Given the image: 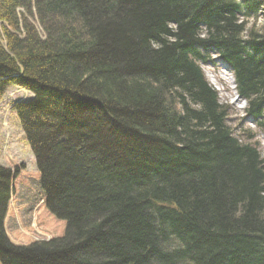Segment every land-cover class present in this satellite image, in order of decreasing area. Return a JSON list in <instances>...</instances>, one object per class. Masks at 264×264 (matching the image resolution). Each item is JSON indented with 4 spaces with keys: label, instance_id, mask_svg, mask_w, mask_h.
Instances as JSON below:
<instances>
[{
    "label": "trees",
    "instance_id": "16d2710c",
    "mask_svg": "<svg viewBox=\"0 0 264 264\" xmlns=\"http://www.w3.org/2000/svg\"><path fill=\"white\" fill-rule=\"evenodd\" d=\"M11 87L37 170L0 167V264H264V0H0Z\"/></svg>",
    "mask_w": 264,
    "mask_h": 264
},
{
    "label": "rangeland",
    "instance_id": "374dc122",
    "mask_svg": "<svg viewBox=\"0 0 264 264\" xmlns=\"http://www.w3.org/2000/svg\"><path fill=\"white\" fill-rule=\"evenodd\" d=\"M262 21L263 18L260 15L256 25L260 26ZM32 23L38 34H41V29L35 19L32 20ZM223 67L220 63L217 66L207 64L203 66L202 70L206 80L218 91L220 102L232 104L233 113L229 121L232 126H237V122H239V118L242 116L239 109L243 108L244 103L240 104V100H235L232 77ZM31 99L32 96L30 93L20 88L11 87L0 100V167L13 171L16 166L21 165L26 169L27 175L36 173L37 169H35L32 153L26 144L24 134L19 126L15 113L12 111V107L16 102H27ZM244 128L251 129L249 124H245ZM257 139L261 142L260 151L262 158H264V141L260 136ZM10 209L20 235L27 236L35 241L49 240L50 236L39 230L35 225V218H31L28 225L29 230L26 231L24 229L15 209L13 199L10 200Z\"/></svg>",
    "mask_w": 264,
    "mask_h": 264
},
{
    "label": "bare ground",
    "instance_id": "6f19581e",
    "mask_svg": "<svg viewBox=\"0 0 264 264\" xmlns=\"http://www.w3.org/2000/svg\"><path fill=\"white\" fill-rule=\"evenodd\" d=\"M6 91H7V90H6ZM16 103H17V102H16ZM16 103H15V104H16ZM35 167H36V165H35ZM35 169H36V168H35Z\"/></svg>",
    "mask_w": 264,
    "mask_h": 264
}]
</instances>
